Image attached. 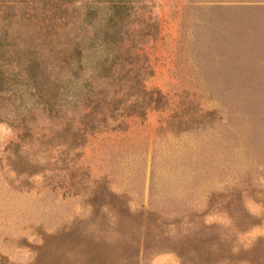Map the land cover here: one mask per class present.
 Here are the masks:
<instances>
[{
    "label": "rangeland",
    "instance_id": "1",
    "mask_svg": "<svg viewBox=\"0 0 264 264\" xmlns=\"http://www.w3.org/2000/svg\"><path fill=\"white\" fill-rule=\"evenodd\" d=\"M150 13L144 85L161 107L75 148L23 144L21 161L1 152L16 137L0 123V264H79L85 249L264 264V0H156ZM60 127L38 118L33 130Z\"/></svg>",
    "mask_w": 264,
    "mask_h": 264
},
{
    "label": "trees",
    "instance_id": "2",
    "mask_svg": "<svg viewBox=\"0 0 264 264\" xmlns=\"http://www.w3.org/2000/svg\"><path fill=\"white\" fill-rule=\"evenodd\" d=\"M136 3L141 5L139 14ZM155 4L0 0V123L11 127L16 137L1 152L10 149L21 161L23 144L39 140L35 149L31 146L32 153L48 151L55 138L75 148L92 134L120 127L111 121L142 116L152 104L161 107V98L144 85L151 69L143 46L157 32L150 13ZM38 118L61 127L56 133L36 135ZM144 234L146 250V229ZM163 247L160 243L151 249L159 253ZM83 254L79 264H138L137 255L114 261L93 255L92 249Z\"/></svg>",
    "mask_w": 264,
    "mask_h": 264
}]
</instances>
